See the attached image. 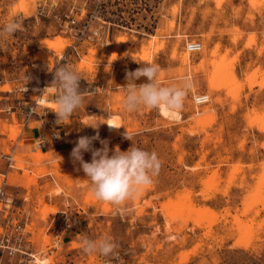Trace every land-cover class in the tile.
Here are the masks:
<instances>
[{
    "label": "rangeland",
    "instance_id": "374dc122",
    "mask_svg": "<svg viewBox=\"0 0 264 264\" xmlns=\"http://www.w3.org/2000/svg\"><path fill=\"white\" fill-rule=\"evenodd\" d=\"M40 3L56 11L40 15ZM13 18L21 29L0 39V185L6 176L8 199L0 210L28 224L32 255L21 264H97L105 257L81 251L84 235L113 239L122 264H264V0H0V27ZM79 29V55L68 53ZM190 42L201 50L189 51ZM145 61L160 66L162 86L191 83L179 118L123 110L126 74ZM59 63L80 74L84 104L58 124L55 104L47 103L55 93L45 90L40 115L26 122ZM200 93L210 101L197 105ZM112 116L120 117L119 129L85 126ZM97 132L109 155L133 146L161 161L153 184L122 211L91 196L71 157L79 137ZM30 134L45 135L46 148L61 151L51 168L42 163L53 154L27 140ZM100 140L94 148L103 147ZM83 158L91 162V152ZM23 206H34V214ZM16 259L6 256L5 264Z\"/></svg>",
    "mask_w": 264,
    "mask_h": 264
},
{
    "label": "clouds",
    "instance_id": "9594fccd",
    "mask_svg": "<svg viewBox=\"0 0 264 264\" xmlns=\"http://www.w3.org/2000/svg\"><path fill=\"white\" fill-rule=\"evenodd\" d=\"M21 27V22L15 18L7 21L0 27V39L7 40ZM188 50L197 51L199 45L189 44ZM145 62L144 67L126 74L123 110L128 113L141 109L156 110L165 117L179 118L192 88L191 83L185 79L179 85L162 86L158 81L160 66L154 61ZM141 77H146L148 82L137 85L135 81ZM80 81V74L71 65L59 63L54 68V78L43 93L45 90L55 93L53 102L58 124L69 120L84 104L85 96ZM46 102L42 94L39 104L43 105ZM119 119V116H112L107 122L85 124V126L99 129L101 124H107L109 128L119 129L122 125L115 123ZM125 137L132 141V137L127 133ZM95 140H100L98 132L92 137H79L71 151L72 160L74 163H79L86 174L91 196L99 202L113 206L117 211H122L129 201L138 198L148 186L153 184L154 178L160 171L161 161L154 151L149 152L133 146L127 151H121L117 146L109 155L108 141L100 140L103 147L97 149L93 147ZM85 152H91V162H85L83 158ZM78 243L81 251L86 255L99 254L107 259H119L116 255L117 244L111 238L93 240L84 235Z\"/></svg>",
    "mask_w": 264,
    "mask_h": 264
},
{
    "label": "built area",
    "instance_id": "2783aa9c",
    "mask_svg": "<svg viewBox=\"0 0 264 264\" xmlns=\"http://www.w3.org/2000/svg\"><path fill=\"white\" fill-rule=\"evenodd\" d=\"M47 5H44L42 3L39 4L38 6V13L40 15H46L50 14V12L53 10L56 11L54 7H46ZM53 6V5H52ZM61 13H56V18H58L61 21H64L63 18L66 16L68 18L67 23L69 24H77V20L70 18L69 15H60ZM73 29V28H71ZM73 36L75 38L74 44L71 46L70 50L68 53H74L76 55H79L78 51V44L85 39V32L82 29H79L78 31H75L73 33ZM95 37H93L94 39ZM189 44H198L199 45V50L202 48V44L200 42H190L187 44V49ZM197 50V51H199ZM194 52V51H192ZM68 53H65L64 55H67ZM99 88L103 89L105 88L104 84H96ZM43 94V91H42ZM44 95V94H43ZM206 98V99H204ZM41 99V97H40ZM39 99V100H40ZM39 100L35 101V105H32L28 108V111L26 113V122L29 121L32 115L37 114L40 115L37 111L39 104ZM210 101V96L206 93H200L194 96V102L197 105H203L206 104ZM43 116V115H42ZM43 121L44 118H43ZM45 124H48V122H45ZM53 140L55 142H58L59 137L61 136L59 133H53ZM49 142V139H46L45 135H41L36 139V146L38 148H43L46 146V144ZM9 160L12 161V157L9 155ZM9 167H12V163L9 164ZM7 183V179L5 176V179L3 180L2 184L0 185V203H4L5 200L7 199V195L5 192V185ZM5 205V204H4ZM4 214V224H2L1 227V232H0V264H5V257L7 256L10 261L16 259L19 257V259L15 260L12 262V264H21L22 261L24 260V256L26 255H32L29 253V251L26 249V244H25V238H26V228H27V223L21 222V220L17 216H13L9 208L4 207V209L0 210ZM20 255V256H19ZM116 255L119 257V259H107V258H102L100 262L97 264H122V262L125 260L124 257L122 256L121 253L116 252ZM96 264V263H95Z\"/></svg>",
    "mask_w": 264,
    "mask_h": 264
},
{
    "label": "crops",
    "instance_id": "0c3cea01",
    "mask_svg": "<svg viewBox=\"0 0 264 264\" xmlns=\"http://www.w3.org/2000/svg\"><path fill=\"white\" fill-rule=\"evenodd\" d=\"M40 136V135H39ZM37 135L36 134H30L29 136H27V140H29V141H32V140H36L37 139ZM35 149V148H34ZM43 149V148H42ZM49 151H51V153L53 154V156H52V160H47V161H44V163H42V165H44L45 167H48V168H51L52 166H53V162H54V160H56L57 159V157H59V153L61 152L60 150H58L57 148H54V149H52V150H50V148L49 147H47L46 148V146H45V149H44V152L46 153V152H49ZM62 152H66V151H62ZM53 179H55L54 177H53ZM18 191H20V195H23L24 196V194H26V190L23 188V189H21V188H19L18 189ZM36 197H37V195H35L34 194V202H36ZM25 204V202L23 203V205ZM33 205H36V204H33ZM14 209H16V207H14ZM20 211H22L23 213H28V214H30L31 216L34 214V206H32V207H30L29 209H26V207L25 206H23V208L22 207H19L18 208ZM27 218H28V216H27Z\"/></svg>",
    "mask_w": 264,
    "mask_h": 264
},
{
    "label": "bare ground",
    "instance_id": "6f19581e",
    "mask_svg": "<svg viewBox=\"0 0 264 264\" xmlns=\"http://www.w3.org/2000/svg\"><path fill=\"white\" fill-rule=\"evenodd\" d=\"M121 40H122V39H121ZM119 42H121V41L119 40ZM117 44H118V43H117ZM118 45H119V44H118ZM149 45H150V44H149ZM150 47H151V46H150ZM119 50H120V49H119ZM146 55H147V54H146ZM148 56H149V55H148ZM188 56H189V55H188ZM184 58H185V57H184ZM187 62H188V61H187ZM214 79H215V76L211 79V83H212L213 85H214V83H215V82H214V81H215ZM213 87H214V86H213ZM47 103H49V106L54 105V102H47ZM115 123H116V121H115ZM110 129H111V130H114V128H110ZM186 191H187V190H186ZM184 192H185V191H184ZM178 194H179V192H178ZM182 194L185 195V193H182ZM182 194H181V195H182ZM179 195H180V194H179ZM178 198H179V197H177V200H179ZM185 198H187V195L185 196ZM180 199H181V198H180ZM182 200H183V199H182ZM247 200H248V199H247ZM179 201H181V200H179ZM184 201H185V199H184ZM185 202H186V201H185ZM182 204H183V203H182ZM185 204H186V205L188 204V207H189V206L192 207V205H190L189 202H188V203H185ZM185 204H184V205H185ZM184 205H183V207H185ZM244 205H246V204H244ZM247 207H248V206H247ZM185 208H186V207H185ZM185 208H184V209H185ZM187 209H188V211H190L189 209H191V208H187ZM248 209H250V208H248ZM192 210H193V209H192ZM207 211H208V210H207ZM205 212H206V211H205ZM245 213H246V212H245ZM220 219H221V218H220ZM237 220H238V219H237ZM226 221H227V220H226ZM239 236H240V235H239ZM247 239H249V238H247ZM247 239H243V240H247ZM238 244H239V243H238ZM249 245H250V244H249ZM239 247H240V246H239ZM246 247H247V245H246ZM247 248H248V247H247ZM191 249H192V248H191ZM192 252H193V251H192ZM181 254H182V253H181ZM183 254H184V253H183ZM183 256H184V255H183ZM187 259H188V258H187ZM183 262H184V261H183Z\"/></svg>",
    "mask_w": 264,
    "mask_h": 264
}]
</instances>
